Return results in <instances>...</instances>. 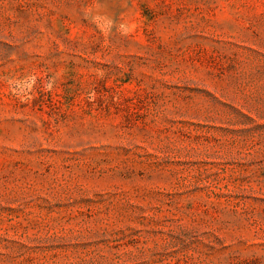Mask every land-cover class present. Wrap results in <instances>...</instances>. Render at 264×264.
<instances>
[{
	"label": "rangeland",
	"instance_id": "1",
	"mask_svg": "<svg viewBox=\"0 0 264 264\" xmlns=\"http://www.w3.org/2000/svg\"><path fill=\"white\" fill-rule=\"evenodd\" d=\"M0 264H264V0H0Z\"/></svg>",
	"mask_w": 264,
	"mask_h": 264
}]
</instances>
